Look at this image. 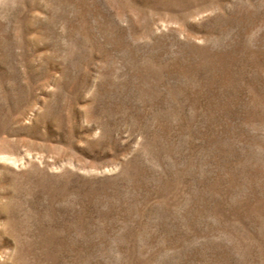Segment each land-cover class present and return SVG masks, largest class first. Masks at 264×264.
Returning <instances> with one entry per match:
<instances>
[{
	"label": "rangeland",
	"instance_id": "374dc122",
	"mask_svg": "<svg viewBox=\"0 0 264 264\" xmlns=\"http://www.w3.org/2000/svg\"><path fill=\"white\" fill-rule=\"evenodd\" d=\"M0 264H264V0H0Z\"/></svg>",
	"mask_w": 264,
	"mask_h": 264
}]
</instances>
